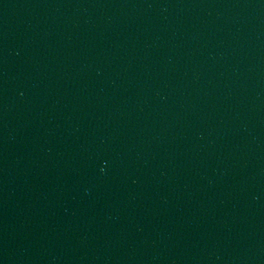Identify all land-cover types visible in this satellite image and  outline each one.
<instances>
[{
    "label": "water",
    "instance_id": "obj_1",
    "mask_svg": "<svg viewBox=\"0 0 264 264\" xmlns=\"http://www.w3.org/2000/svg\"><path fill=\"white\" fill-rule=\"evenodd\" d=\"M0 264H264V0H0Z\"/></svg>",
    "mask_w": 264,
    "mask_h": 264
}]
</instances>
